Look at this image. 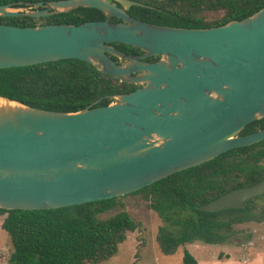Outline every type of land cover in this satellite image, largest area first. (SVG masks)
Segmentation results:
<instances>
[{"label": "water", "instance_id": "water-1", "mask_svg": "<svg viewBox=\"0 0 264 264\" xmlns=\"http://www.w3.org/2000/svg\"><path fill=\"white\" fill-rule=\"evenodd\" d=\"M21 4H0V17H46L79 7L105 17L77 25L0 23V68L77 59L121 82L144 85L111 95L107 105L93 107L98 99L73 112L0 95L1 209H54L124 196L264 139V128L240 134L264 118V6L220 26L184 28L131 16V6L149 7L135 0ZM111 43L144 54L129 55ZM149 56L160 58L140 60ZM263 194L264 178L198 208H244Z\"/></svg>", "mask_w": 264, "mask_h": 264}, {"label": "trees", "instance_id": "trees-1", "mask_svg": "<svg viewBox=\"0 0 264 264\" xmlns=\"http://www.w3.org/2000/svg\"><path fill=\"white\" fill-rule=\"evenodd\" d=\"M52 0H0L9 2ZM149 7L131 6V16L145 22L207 28L240 20L264 6V0H135ZM95 8L79 7L46 17H0V23L16 26L81 24L103 20ZM110 21H118L112 17ZM117 50L136 48L111 43ZM112 59L115 57L111 56ZM135 84L121 82L90 63L62 59L39 64L0 68V95L45 110L73 112L94 101L103 106L111 95L127 93ZM264 128V118L248 123L240 134ZM264 178V139L226 151L196 166L170 174L130 194H141L161 219L155 240L164 255H172L185 243L200 240L219 243L234 232V226L250 220L254 201L244 208L208 212L198 208L222 194L252 185ZM125 196V195H124ZM112 197L82 204L42 210H5L1 228L11 243L7 264H98L116 254L127 234L139 222ZM182 264H197L186 250Z\"/></svg>", "mask_w": 264, "mask_h": 264}, {"label": "rangeland", "instance_id": "rangeland-1", "mask_svg": "<svg viewBox=\"0 0 264 264\" xmlns=\"http://www.w3.org/2000/svg\"><path fill=\"white\" fill-rule=\"evenodd\" d=\"M251 200L255 209L245 215H252V218L236 224L234 232L224 241L204 243L194 240L179 247L174 254L164 255L155 240L161 219L148 207V201L141 194H126L111 213L124 210L139 222V226L127 234L116 254L98 264H182L185 250L197 264H264V194ZM3 217L0 215V264H7L12 247L7 233L1 228Z\"/></svg>", "mask_w": 264, "mask_h": 264}, {"label": "flooded vegetation", "instance_id": "flooded-vegetation-1", "mask_svg": "<svg viewBox=\"0 0 264 264\" xmlns=\"http://www.w3.org/2000/svg\"><path fill=\"white\" fill-rule=\"evenodd\" d=\"M123 53H126V54H129V55H133V56H142L144 54V51L138 49V48H130V49H127V50H119ZM160 57L158 56H149V57H141L140 60L142 62H148V63H152V62H156L157 60H159ZM117 63L119 64H122L125 62V60H118V59H114ZM142 72H136V73H133V75H137V74H141ZM136 85V88H139V87H142L144 84L141 83V84H135ZM135 88V89H136Z\"/></svg>", "mask_w": 264, "mask_h": 264}]
</instances>
